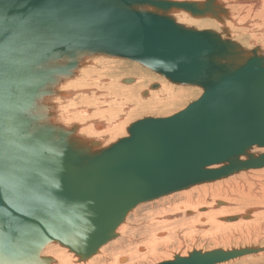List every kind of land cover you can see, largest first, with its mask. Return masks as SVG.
Here are the masks:
<instances>
[{
	"label": "water",
	"instance_id": "95a60500",
	"mask_svg": "<svg viewBox=\"0 0 264 264\" xmlns=\"http://www.w3.org/2000/svg\"><path fill=\"white\" fill-rule=\"evenodd\" d=\"M203 1L0 0V264H48L40 254L49 243L88 260L138 205L264 168V153H252L264 149V54L170 16L226 14L216 0ZM95 55L138 63L203 93L84 154L66 141L70 132L41 125L39 105ZM262 252L193 250L158 264H221Z\"/></svg>",
	"mask_w": 264,
	"mask_h": 264
},
{
	"label": "bare ground",
	"instance_id": "6f19581e",
	"mask_svg": "<svg viewBox=\"0 0 264 264\" xmlns=\"http://www.w3.org/2000/svg\"><path fill=\"white\" fill-rule=\"evenodd\" d=\"M170 1L196 3L204 2L203 0ZM229 1L230 0H216V4L221 5L226 10V14L220 15L219 19H215L209 16L196 19L182 10L172 11L170 16L178 14L176 18L172 17L178 24H181L187 28H194L196 30H210L209 28L215 29L214 27H216L217 25L216 22H220L224 25V27H226V29L220 27V29L224 30L223 33L225 34V37H223V34H219V32L217 31L215 32H217V34L222 39H229L233 41V39L229 38V33L231 34L242 32V34L250 36L248 41H251L252 43H249V46L253 48L249 49L254 50L255 48H258L259 50H261V44L264 45V34H250L251 32L254 33L255 29H257L258 27H260L264 31V0H251L252 2L250 0H236L234 3H237L238 5H235L232 2V4L229 5ZM244 3H249L248 6H250L247 8H245V6L242 7L241 4ZM179 20L183 22H180ZM232 36L233 35L231 34V37ZM240 37L243 39L242 35ZM239 43V41L236 42V44ZM241 48L245 51H248L244 48V46ZM92 57L100 56L95 55ZM103 60L108 62V60L106 59ZM98 62H100V60H98ZM88 64L98 65V63L94 60L92 62L91 58L82 59L78 68H76V70L72 72V75L70 77L58 80L57 84L53 86L50 96L44 98L39 105L41 107V111H43L44 115L46 116L44 122L42 123L45 125H50L45 123L46 120L47 122L49 121L50 123H52V125H55H50V127L56 130L58 128L63 129L66 132H70L69 135L65 138L66 141L70 143L74 142L78 146V150H81L84 154L95 152V150H97L99 147H103L104 144L107 143V140L108 142H110L117 139L116 134L123 130L126 131V125L130 123L131 117H133L134 115H142L141 112L144 114L145 109H147L148 111L160 110L158 109L160 105H163L164 108L168 106L172 107L173 105H175L174 103L177 102L172 100L170 96L171 89H174L173 85L165 83L162 86L161 83H159L160 86L156 91L152 92L146 90L150 99H147L146 101H140L138 99V93L140 91L139 88H144L142 84L146 82L142 78L144 76L143 74L139 76L138 84L136 86H134V84L137 83V79L132 86L122 89L119 87L120 80H118V84L116 86L119 89L118 92L122 93V97L126 100V102H129L131 105H133L137 111H132L130 113V115L133 116H129L123 112V114H121V112L118 111L117 113L120 112V116L114 119L112 117L117 115L111 114V112L113 111L101 110V100H103L104 96L96 92V90L100 89H89L97 85L95 81L93 83V80L97 76L102 74L98 73L95 70L89 71V68L86 67L88 66ZM121 67V69L123 70L122 73L127 76H131V70L137 69V67L135 66H131L133 69H130V67L127 66ZM101 69L102 67L100 68V70ZM109 72L110 70L103 74L106 75ZM110 87L113 89L115 87V84H111ZM177 94L179 95L181 93L177 92ZM77 96H80V100L83 104L85 103V106H81L82 103L78 101V99L76 98ZM90 96H94L97 98L92 100ZM162 97H164L163 100H158ZM128 107L129 106L126 105L127 109ZM107 113H110V115L107 116ZM122 117H124L125 119L120 121ZM106 121H109L110 124H107ZM118 121L120 122L118 123ZM42 123L41 125H43ZM206 184L207 183L196 187L194 186L191 187V189H189L188 191L169 194L167 196L161 197V199L159 198L151 202L138 205L128 213L123 223L116 229V237L105 244L103 247H101L97 254L93 255L88 260H80L76 254L70 252L68 249L66 250V248L62 247L61 245L58 246L55 243L47 244L42 250L40 257L50 258L51 261L48 264H137L140 261H142L144 264V262L149 259H152V261H158L161 259L168 261L172 260L171 258L173 256L163 255V252L171 251L172 248L170 247L171 249L169 250L168 245H170L171 243H175L178 232L186 235L189 233L188 231L190 230V226L192 225H195L193 226V228L196 227L197 224V226L201 228L211 226V228L214 229H226L234 227L237 228V226L242 225L248 226L251 222H254V218H261L264 220V199L262 202L256 203V206H253L251 208L248 206L246 208L244 207V209H242L243 211L239 212V209L233 207L232 201L226 198L224 199V201L216 200L212 201L213 203L211 205H206V203L204 204V202H201V197L199 194L195 200H193L194 197L189 196V194L195 190L196 192H200L198 188L201 186L206 187ZM203 192L204 191H202V193ZM245 198L247 199V201L254 200L250 196H245ZM192 202H194L195 204H199L194 207V205H192ZM247 211L250 212L249 219L239 218L234 222L222 221V219L226 216H241ZM214 248H216V246H214ZM172 251H174V249ZM158 252L162 253L158 254ZM259 254L260 257L264 256V252L255 254V256ZM179 256L186 257L187 254ZM245 257H248V255ZM240 258H244V256ZM240 258H235L221 264H229L230 262L236 261Z\"/></svg>",
	"mask_w": 264,
	"mask_h": 264
},
{
	"label": "rangeland",
	"instance_id": "374dc122",
	"mask_svg": "<svg viewBox=\"0 0 264 264\" xmlns=\"http://www.w3.org/2000/svg\"><path fill=\"white\" fill-rule=\"evenodd\" d=\"M235 1L236 0H230L229 5L234 3ZM176 2H183V1H176ZM234 4L238 5L237 3H234ZM248 4L249 3H244L241 5H242V7L245 6V8H247L250 6V5L248 6ZM184 15H186V14H184ZM177 16H178V14H174L172 17L176 18ZM180 22H183V21H180ZM216 23H217V25H216V27H214L215 29H212V28H209V29L214 30V32L217 31V32H219V34H223L224 35L223 37H225V34L223 33L224 30L220 29V27H223L225 29H226V27H224V25L220 22L219 23L216 22ZM256 30H258V31H256ZM198 31H202V30H198ZM231 34L233 35L232 37H231ZM231 34L229 33V35H230L229 38L233 39V42L236 43L237 41H239L240 43L238 45L240 47L244 46V48L247 49L248 51L252 50V49H249V48H253V47L249 46V43H252L251 41H248L250 36L244 35V34H242V32L231 33ZM254 34L255 35H263L264 31L260 27H258L257 29H255L254 33L251 32L250 35H254ZM241 35L243 36V39L240 37ZM230 41H232V40H230ZM261 46L262 47L260 50V54H264V45L261 44ZM99 56L100 57H92V56L86 57V59L91 58L92 62L94 60L99 65L98 66V65L88 64V66H86V67L89 68V71L95 70L98 73L102 74V75L97 76L93 80V83L95 81L97 85L93 86L89 89L90 90L91 89L93 90L94 88L100 89V90H96V92L102 94L105 98V99L103 98V100H101V102H102L100 105V106H102L101 110L102 111H113V112H111V114H116L117 116H113L112 118H114V119L118 118L120 116V112H121V114L125 113L129 116H133V115H130V113L132 111H137L133 105H131L129 102H126V100L122 97L123 94L118 92L119 89L116 86L118 84V80H120L119 81V85H120L119 87L120 88L123 89L125 87H130L135 83V80L137 79V83L134 84V86H136L138 84V78H139V76H141V74H143L145 76V77L143 76L142 78L146 82L142 84L144 88H142V87L139 88L140 91L138 93V95H139L138 99L140 101H146L147 99H150L148 97L147 93L145 96L142 95L143 92H147L146 90H149L152 92L157 90V89L156 90H150L149 89L150 85H152V84H158L159 85V83H161V85L163 86L165 83H167V84L173 85L174 89H171L170 96H171L172 100L177 101V102L174 103L175 105H173L172 107L168 106V107L164 108L163 105H160L158 107V109H160V110L148 111L147 109H145L144 114L141 112L142 115H134L133 117H131L130 123H128V125H126V127H125L126 131L123 130V131H120L119 133H117L116 134L117 139H115L114 141L108 142V140L106 139L107 143H105L103 147H99L95 151H99L100 149H105V148L109 147L111 144L115 143L117 140L128 136L127 128L133 122H135L137 120H141L143 118H147V117H152V118L169 117V116L183 110L188 104L197 100L200 97V95L202 94V89L199 87L172 84L169 81H167L165 78H163L162 76L152 72L151 70L141 66L138 63L130 62V61L124 60V59L104 56V55H99ZM101 59H102V61H101ZM103 59L108 60V62L103 60ZM98 60H100V62H98ZM83 62H85V61H83ZM121 66H127V67H130V69H133L131 66H135V67H137V69L131 70V72H130L131 76H127L124 73H122L123 70L121 69L122 68ZM101 67H102V69L100 70ZM108 69L110 70V72L106 75L103 74L105 72H108L109 71ZM126 74H129V73H126ZM145 74H147V75H145ZM126 78L132 79L133 82L131 84H125L124 82H121V80L126 79ZM113 83L115 84V87L112 89L110 86ZM108 87H110V88H108ZM177 92L181 93V94L178 95ZM185 92H187V93H185ZM76 98L78 99V101L80 103H82L80 100V96H77ZM90 98L92 100H94L97 97L90 96ZM163 98L164 97H162L161 99H158V100H163ZM82 104H81L82 107L85 106V103L83 105ZM126 105L129 106L128 109L126 108ZM118 111H120V112L117 113ZM146 112H148V113H146ZM106 115L109 116L110 113H107ZM82 119H83V117H82ZM124 119L125 118L122 117V119L120 121H122ZM120 121H118V123ZM43 122H44V120H43ZM45 123L52 125V123H50L49 121L47 122L46 120H45ZM106 123L110 124L109 121H106ZM52 126H55V125L53 124ZM96 140H99V139H96ZM252 153L262 154V153H264V149L254 148L252 150ZM196 186H199V185H196ZM189 189H191V188H189ZM189 189L182 190L179 192L188 191ZM198 189L200 190L201 193L196 192V190H195L189 194V196L194 197L193 200H195L199 194L201 197V202H204V204L206 203V205H208V204L211 205L213 203L212 201H216V200L217 201H224V199L226 198V199L232 201L233 207L239 209L240 210L239 212H241V211H243L242 209H244V207L246 208L248 206L251 208L253 206H256V203L263 201V199H264V168L240 172L238 174H234L232 176H229L226 179L215 181V183L212 182V185H211V183H207L206 187L201 186ZM202 191H204V192L202 193ZM175 193H178V192H175ZM172 194H174V193H172ZM245 196H250L254 200H248L247 201ZM198 204H195L194 202H192V205H194V207L197 206ZM239 212H236V213H239ZM234 215H236V214H234ZM226 217H230V216H226ZM253 221L254 222H251L248 226L246 225L247 227L245 225H242V226H237V228L234 227V228H226V229L225 228L224 229L223 228L214 229V228H211V226L201 228V227L197 226V224H196V227H194L195 228V230H194L193 226H195V225H192V226H190V230L188 231L189 235L188 234L183 235L181 232H178V236H177L175 243H173V244L171 243L170 245H168L169 250L172 248L171 251L163 252V255H168V256L174 257L177 254L186 255L193 250L206 252V251H212L215 249L233 250V249L255 248V247L256 248H264V220L261 218H259V219L254 218ZM244 224H247V223H244ZM200 229H202V230H200ZM244 229H246V230H244ZM218 230H220V231H218ZM216 231H218V232H216ZM57 245L60 246L59 244H57ZM217 245H218V247H217ZM214 246H216V248H214ZM173 249H174V251H172ZM177 249H178V251H177ZM161 253L162 252H158V254H161ZM173 257L171 259H173ZM147 261L144 262V264H158V263H161V262H164L167 260L161 259L158 261H152V259H149ZM150 261H152V262H150ZM137 264H143V262L140 261ZM229 264H264V256L260 257V254L257 256H255V255L254 256H248V257L237 259L236 261L230 262Z\"/></svg>",
	"mask_w": 264,
	"mask_h": 264
}]
</instances>
